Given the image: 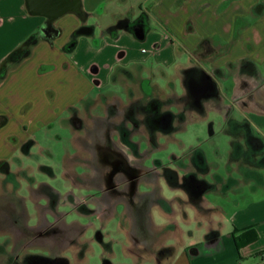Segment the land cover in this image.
Returning <instances> with one entry per match:
<instances>
[{
	"label": "crops",
	"instance_id": "0c3cea01",
	"mask_svg": "<svg viewBox=\"0 0 264 264\" xmlns=\"http://www.w3.org/2000/svg\"><path fill=\"white\" fill-rule=\"evenodd\" d=\"M138 2L135 4L138 9L132 5L124 8H131L134 12L137 9L139 16L147 15L149 31L144 40H138L130 32L118 28L115 22H108L110 24L92 26L93 31L80 36L75 48L67 52L65 47L74 31L89 26L86 21L68 14L55 22V28L60 31L58 36L40 40L31 56L8 72L0 82V117L9 118L8 123L0 128V163L23 151V146L32 138L28 126L51 125L62 113L76 108L97 89L102 95L110 83V75H113L111 78L115 83L113 71L118 63L130 72L132 65L137 72L141 68L140 77L146 79L154 68L153 64L151 69L147 66L149 58L155 59L167 74L178 64L177 55L184 53L188 55L189 62L177 65V70L196 64L214 79L216 94L202 100L206 111L197 114L205 116L212 108L224 115L227 133L232 139L227 164L231 174L227 177L213 175L214 182L204 178L212 167L203 151L208 169L198 178L183 179L179 167L173 169L176 177L162 178L171 191L176 192L171 200L160 195L162 202L169 203L171 212L160 205L154 206L160 207L166 219L164 225L168 231L164 237L168 234L183 236V223L194 222L208 232L205 245L164 246L157 240L156 250L163 248L165 252L152 254L151 258L155 264H264V161L259 162L264 158V152L257 150L259 145L256 143V148L249 147L246 133L240 125L232 126V123L246 121L253 135L264 141V0ZM124 8L122 10L127 11ZM85 13L88 17L92 15ZM135 19L125 17L120 20L132 22ZM45 23L44 17L29 13L26 0H0V66ZM188 27L192 32L187 31ZM97 30L109 35L115 30L118 33L116 42L105 38L106 44L103 41L95 52L84 36L93 38ZM123 40L130 45L129 48L124 46L126 51H120L124 47L118 45ZM107 50L113 51V61ZM199 53H203L202 65L196 58ZM42 67L43 72H40ZM218 79L233 81V97L229 98L222 92ZM61 86L62 90H68L65 96L58 97L55 90ZM234 111L241 115V120L233 117ZM189 163L191 169L197 171L194 156ZM208 184L212 187L208 188ZM207 193H214L216 198L209 199ZM223 197L234 199L232 211L229 202H220ZM127 219L131 226V219ZM154 227L155 233H160L157 238L160 241L163 238L162 227L155 224ZM254 233L257 235L255 242L237 247L236 238L252 237Z\"/></svg>",
	"mask_w": 264,
	"mask_h": 264
},
{
	"label": "rangeland",
	"instance_id": "374dc122",
	"mask_svg": "<svg viewBox=\"0 0 264 264\" xmlns=\"http://www.w3.org/2000/svg\"><path fill=\"white\" fill-rule=\"evenodd\" d=\"M84 12L92 14L86 20L89 26H99L101 24H110L108 22H115L118 24L119 20L125 17L135 19L139 16L137 13L138 6L135 5L138 0H82ZM125 5L137 6L136 12L131 8L125 9ZM127 11H123L122 9ZM89 10V11H88ZM58 22V21H57ZM109 26V25H106ZM90 47L95 52L101 48V43L105 38H108L113 42H116V38L105 32L97 30L96 35L93 38L84 36ZM134 39V38H133ZM128 41L123 40L118 45L122 48L128 46ZM104 44L105 41H104ZM103 44V45H104ZM105 47V46H104ZM120 51H126L121 49ZM177 51H179L177 49ZM86 50L84 49V54ZM113 52V51H112ZM112 52L107 50V54L110 53V60H114L111 57ZM189 57L186 54L177 55L178 64H186L189 62ZM153 70L150 72L152 76H155L156 81L154 83L164 91L165 95H177L178 97L186 94V88L177 74V65L171 67L167 71V79L172 81H166L162 73L161 67L155 63V59L149 58L147 66ZM122 66L121 64L115 65L113 74L116 76L117 68ZM135 75H139L134 65L130 67ZM110 75V83L102 95H117L122 97L125 101V92L120 83H113ZM120 82L123 80L121 77ZM174 86L173 90H170L169 84ZM222 92L229 98L233 97V81L230 79H218ZM61 88V89H60ZM58 87L56 95H63L68 89H63L62 86ZM25 91V90H24ZM58 91V92H57ZM134 93L140 94L138 86L134 87ZM101 91L97 89L92 96H88L76 106V109L81 112L86 119L90 122L93 121V117H96L100 113V108H95L99 105L101 108H105L106 101L98 100L93 107H89L88 103H91L92 98L100 99ZM47 96V95H46ZM69 97V95H66ZM50 98V97H49ZM56 98V97H55ZM60 98H62L60 96ZM59 101V98H58ZM58 103V102H57ZM171 110L178 114V106L173 105ZM233 117L242 119L241 115L237 111L233 112ZM72 117L71 111L62 113L60 117L48 126L36 127L28 126V130L32 131L31 139L36 145H32L29 150V154L20 150L16 157L10 159L8 162L11 165L12 171L18 173V182L21 185L20 195L24 200L25 206L28 208L31 226L33 220H41L43 216H40L39 209L36 204L38 199H35L33 191L45 192L47 189H53L57 194L56 196L62 197V202L66 207L60 208L59 212L63 216V224H77L78 227L85 228L86 230L79 237V243L72 244L64 252L65 258H68L72 264H155L152 254L157 253V248L152 245H136L130 240L131 233L129 221L127 219V209L121 204L116 206V209L110 212L102 211L97 201H104L103 195L95 194L92 192L91 185L95 179L90 176V172L87 173L86 169L80 164V149L78 150L77 138H84L87 140L85 132H75L74 127L69 124V120ZM177 130L168 136H161L158 140V148L156 150L148 149L149 144H143L142 148L147 147L146 166L150 167L155 161H161V163L169 168L175 169L173 161L175 158L184 162L190 161V152L193 148H201L205 152L208 163L211 165L212 170L210 174L205 176L209 182H214L213 175H219L223 177L229 176L231 173L227 169V164L230 160L231 153V137L227 133V124L224 115L218 114L210 108L205 116L199 114H189L184 123L176 122ZM29 131V132H30ZM28 142V141H27ZM145 151H143L144 153ZM89 157V156H88ZM22 172V173H21ZM236 171L234 170V173ZM237 173V172H236ZM4 177L0 175V194L3 193L5 188ZM33 180V181H32ZM79 181V182H78ZM103 183V182H102ZM247 186V184H245ZM48 187V188H47ZM8 189L11 186L8 185ZM141 193L148 194L153 191L151 185L142 184ZM158 195L164 196L167 199H174L176 192L171 191L169 185L160 179L159 187L157 188ZM249 191V189H248ZM32 194V195H31ZM75 196L73 199L69 196ZM24 196V197H23ZM69 197L66 199V197ZM209 199L214 200L216 195L214 193H207ZM65 199V200H64ZM45 199H41L39 204L43 207H47L48 203H44ZM234 199L221 198L220 202H229V209L232 211ZM109 204L113 205L114 202ZM35 202V203H34ZM76 204L79 206L76 207ZM77 208L76 210L74 208ZM187 208H185L186 210ZM112 213V214H111ZM152 219L155 226L161 228L163 238L158 241L164 246H183L187 244H206L207 230L199 227L196 223H183L182 227L184 235L174 236L168 234L164 237L168 231L165 227V216L161 212L160 207H154L152 210ZM48 221H52L48 218ZM41 223V222H40ZM63 228V227H62ZM73 231L78 229L72 228ZM129 229V230H128ZM82 231V230H81ZM157 232V229H156ZM160 235V233H159ZM4 238L0 235V245L3 243ZM79 244H85L83 250ZM51 247V246H50ZM10 250V249H9ZM48 248L34 247L28 250V253L32 255H46ZM82 251V253H81ZM51 252V250H50Z\"/></svg>",
	"mask_w": 264,
	"mask_h": 264
},
{
	"label": "flooded vegetation",
	"instance_id": "af4514ba",
	"mask_svg": "<svg viewBox=\"0 0 264 264\" xmlns=\"http://www.w3.org/2000/svg\"><path fill=\"white\" fill-rule=\"evenodd\" d=\"M43 33L46 37L54 36L48 25L44 27ZM202 55L203 53L196 55L199 65H202L200 62ZM138 73L139 75L135 76L124 68H117L114 82L121 84L126 100L124 101L116 94L101 95L98 100L106 101V106L105 108L95 106L100 108V113L93 117L92 122L88 121L86 116L76 108L70 110L72 117L69 124L74 127L75 132H85L84 134L87 135V140L85 136L76 139L79 145L77 149L81 151L80 164L95 179L90 186L92 192L105 197L104 201H97L104 212L112 207L108 199L110 202L117 203V206L123 204L126 208L130 207L132 205L130 193H133L137 186L138 192L141 193L142 184L151 185L153 191L147 196L142 195L143 197L137 194V197H142L135 203L137 207L153 202L155 205L162 206L164 210H168L167 212H171L169 203L162 202L158 195V180L164 177L172 179L177 174L172 168L164 166L161 161H155L150 167L146 166L147 147L142 148V146L147 143L148 149L156 150L161 136L171 135L177 130V121L184 123L190 113H205L206 105L202 100L216 94L215 84L212 83L213 77L196 64L188 69L177 70L186 88V94L182 97L173 94L164 97V91L158 84L152 82L156 81L155 76L148 74L149 78L142 79L141 68ZM162 73L166 81H172L165 78L167 74L164 71ZM118 77L123 80L118 81ZM135 86L140 89L139 95L134 93ZM169 88L173 90L174 86L170 83ZM98 100L91 101L88 106L93 107ZM173 105L178 106V114L171 110ZM31 145L32 143H29L23 151L29 153ZM190 153L189 162L194 156L192 151ZM189 162L175 158L170 163L182 169L183 179L198 178L204 172L202 164L199 165L201 168L197 166V171H193ZM0 175L4 177L3 182L6 188L0 194V235L4 238L0 245V264H70V260L65 258L63 253H58L64 244L62 242L64 235L61 230L64 226V215L59 212L60 208L66 207L62 197H57V193L50 188L43 193L33 191L32 199L33 197L38 199L36 206L40 216L43 217L39 221L33 220L35 226H31L32 217L29 216L28 208L24 204L25 200L19 196L22 188L18 182V173L13 172L11 165L3 161L0 163ZM8 185L11 189H8ZM69 197L73 199L75 196ZM69 197L67 196L66 199ZM41 199H45L43 201L48 203L47 207L39 204ZM180 203L183 204V202ZM78 206L76 204V207ZM48 218L52 223L48 221ZM55 235L59 237L58 243L54 241ZM48 241H53L54 244L48 245ZM40 245L48 248L49 256L28 253L29 249ZM84 245L79 244L80 250H83ZM164 252L165 250L160 248L157 254Z\"/></svg>",
	"mask_w": 264,
	"mask_h": 264
},
{
	"label": "water",
	"instance_id": "95a60500",
	"mask_svg": "<svg viewBox=\"0 0 264 264\" xmlns=\"http://www.w3.org/2000/svg\"><path fill=\"white\" fill-rule=\"evenodd\" d=\"M26 3L30 14H32L33 16H41L46 19V24L48 25L49 30L54 33V36H49L50 39H53V37H56L60 34V31L56 29L54 25L55 22L62 17L68 14H73L77 16L82 22H85L88 19V15L83 10L82 0H26ZM137 194H140L141 196L148 195L139 193L138 186L136 190L134 189L133 193H130L129 198L132 205L126 208L128 217L132 221L130 229L131 233H129V238L134 244L138 246L141 244H145L147 246L152 245L153 247L156 244V241H159V239L157 238L160 237L158 233H155L154 222L151 214L155 203H147L146 206L139 205V207H137L135 203L138 201V198L140 200V198L143 197H137ZM143 202H141V205H143ZM116 206L117 203H113L110 212L115 210ZM72 228L78 229V232L76 230L73 231ZM61 230L64 235V240H62L64 244L59 251L63 252L68 249V247H71L72 244L79 243V237L82 236L86 229L78 227L77 224L74 223L72 225L65 224ZM58 238V235H55V243H58ZM47 244L53 245L54 243L53 241H48Z\"/></svg>",
	"mask_w": 264,
	"mask_h": 264
},
{
	"label": "trees",
	"instance_id": "16d2710c",
	"mask_svg": "<svg viewBox=\"0 0 264 264\" xmlns=\"http://www.w3.org/2000/svg\"><path fill=\"white\" fill-rule=\"evenodd\" d=\"M46 25L47 24L45 23L41 27V29L38 31V33L31 35L28 39H26V41L19 48L14 50L3 60L0 66V82L4 80V78L6 77L9 71L17 67L21 62H23L25 59L31 56L34 47L38 44L40 40L48 39V37H46V35H44L43 33V29ZM117 27L130 32L138 40H144L147 32L149 31L147 15L143 13L132 22L127 21V20H120L117 24ZM92 31H93L92 26H83L79 28L78 30L74 31V33L72 34L70 40L68 41L65 47V50L67 52H71L73 48H75L78 38L82 35L90 34ZM187 31L192 32L191 27H188ZM111 36L113 38H117L118 33L115 30H113L111 33ZM203 46L204 44H202L201 48H203ZM43 69L44 68L42 67L40 69V72H43ZM8 121H9L8 116L0 117V128L5 126L8 123ZM234 125H240L243 128V130L246 133L247 144L249 145V147L252 146L256 148L255 147L256 145L254 144L256 143L257 145H259L257 146L259 147L257 150L264 152L263 139L253 135L252 130L246 121L243 123H234V124L232 123V126ZM29 143L31 142H27L23 146V149H25V147L28 146ZM234 146L239 147L237 146V144H234ZM191 151L195 156L196 165L200 167L199 165L202 164L201 167L205 172L208 168L205 165L206 158L204 156V152L200 148H197V149L193 148ZM263 161H264V158H261L259 160V162L261 163H263ZM207 187L211 188L212 186L208 184ZM256 240H257V235L254 233L252 237L243 236V237L236 238V245L238 248H241L242 246L255 242Z\"/></svg>",
	"mask_w": 264,
	"mask_h": 264
},
{
	"label": "built area",
	"instance_id": "2783aa9c",
	"mask_svg": "<svg viewBox=\"0 0 264 264\" xmlns=\"http://www.w3.org/2000/svg\"><path fill=\"white\" fill-rule=\"evenodd\" d=\"M263 258H264V255H263Z\"/></svg>",
	"mask_w": 264,
	"mask_h": 264
}]
</instances>
